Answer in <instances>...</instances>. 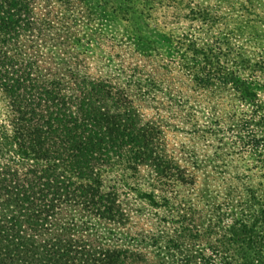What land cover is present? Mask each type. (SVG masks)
<instances>
[{
	"label": "trees",
	"instance_id": "1",
	"mask_svg": "<svg viewBox=\"0 0 264 264\" xmlns=\"http://www.w3.org/2000/svg\"><path fill=\"white\" fill-rule=\"evenodd\" d=\"M134 1L104 5L127 17ZM97 14L87 0H0V264H125L140 245L170 253L171 264H264V58L239 67L224 43L202 35L178 39L170 63L135 50L93 55L105 44L131 50L96 28ZM184 18L211 33L221 22L208 7ZM169 119L215 142L199 162L211 168L214 195L198 219L184 214V233L168 239L159 224L124 245L119 230L136 211L122 197L176 176Z\"/></svg>",
	"mask_w": 264,
	"mask_h": 264
},
{
	"label": "rangeland",
	"instance_id": "2",
	"mask_svg": "<svg viewBox=\"0 0 264 264\" xmlns=\"http://www.w3.org/2000/svg\"><path fill=\"white\" fill-rule=\"evenodd\" d=\"M87 1L99 13L96 28L107 38L110 36L115 38L117 44H120L119 41L122 39L124 43L126 39L131 47L130 50L117 45L114 49H110L109 44H105L102 52L93 55H131L135 50L138 51L136 55L144 53L155 55L159 60L170 63L166 61L181 55V52L173 53L178 39L183 35L188 38H199L202 35L203 41L207 39L206 44L212 43L213 37L218 38V42L224 43V48L228 47L232 53L230 58L238 63L239 67L242 59L255 63L264 58V20H262L264 0H164V4L155 8H150L140 0H136L133 2V8L127 9L130 12L127 17L118 14L112 6L106 7L104 2L107 0ZM115 3L123 7L119 1ZM204 7H208L212 13L220 17L221 22L212 33L204 30L198 21L187 22L188 19L184 18L188 11ZM108 65L112 71L118 70L115 61L108 60ZM230 67L229 65L228 68ZM256 80V86L259 85L258 98L264 103V84H261L264 77ZM182 81L186 86L185 78ZM199 115L201 119L199 122L202 124L207 119L203 112ZM163 125L166 131L165 154L173 164H177V166L174 164L176 168L173 170L176 176L164 182L148 180L145 184L141 183L137 191L130 193V196L122 197L123 207L136 211L135 214L131 213L129 221L119 230L121 233L119 243L127 246H131L142 233L156 234L158 232L156 225L159 224L163 231L161 233L165 237L168 235V239L177 231L182 230L184 233V214L198 219L201 217L200 212L210 205L214 195L211 168L199 162L205 161V157L209 159L215 142L209 138L204 141L196 133H192L190 128L172 119L166 120ZM223 136L226 141L228 135ZM251 163L252 157L246 156L244 165L251 167ZM144 170L142 175L147 173L146 169ZM177 176L179 178H176ZM184 176L188 177L187 182H184ZM143 193H151L158 206H149L150 200L140 196ZM109 229L108 226L96 222L95 230L100 232L102 242L111 245L114 244L115 239ZM139 251L141 254L135 258L136 260L132 261L129 258L125 260V264H171L175 261L174 257L173 259L170 257V253H165L157 246L140 245ZM182 256L183 253L179 255ZM143 258L145 262L141 261Z\"/></svg>",
	"mask_w": 264,
	"mask_h": 264
}]
</instances>
